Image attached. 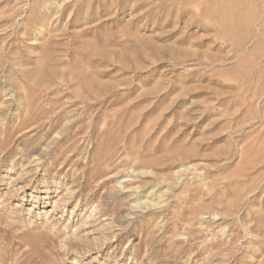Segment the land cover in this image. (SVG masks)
<instances>
[{
  "label": "rangeland",
  "instance_id": "1",
  "mask_svg": "<svg viewBox=\"0 0 264 264\" xmlns=\"http://www.w3.org/2000/svg\"><path fill=\"white\" fill-rule=\"evenodd\" d=\"M0 264H264V0H0Z\"/></svg>",
  "mask_w": 264,
  "mask_h": 264
},
{
  "label": "bare ground",
  "instance_id": "2",
  "mask_svg": "<svg viewBox=\"0 0 264 264\" xmlns=\"http://www.w3.org/2000/svg\"><path fill=\"white\" fill-rule=\"evenodd\" d=\"M9 97V96H8Z\"/></svg>",
  "mask_w": 264,
  "mask_h": 264
}]
</instances>
